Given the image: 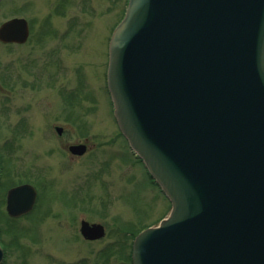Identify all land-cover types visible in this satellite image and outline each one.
<instances>
[{"label":"water","instance_id":"95a60500","mask_svg":"<svg viewBox=\"0 0 264 264\" xmlns=\"http://www.w3.org/2000/svg\"><path fill=\"white\" fill-rule=\"evenodd\" d=\"M28 36L24 19L0 27L3 44ZM108 88L122 135L172 205L135 238L132 264H264V0H129ZM36 197L31 185L9 190V217ZM80 232L105 236L86 221Z\"/></svg>","mask_w":264,"mask_h":264},{"label":"rangeland","instance_id":"374dc122","mask_svg":"<svg viewBox=\"0 0 264 264\" xmlns=\"http://www.w3.org/2000/svg\"><path fill=\"white\" fill-rule=\"evenodd\" d=\"M128 1L0 2V27L20 18L31 30L27 44L0 42L1 264H132L135 237L171 210L121 135L106 91L109 42ZM86 141L87 154L72 161L68 147ZM23 184L37 203L12 220L6 194ZM83 221L105 237L86 241Z\"/></svg>","mask_w":264,"mask_h":264},{"label":"flooded vegetation","instance_id":"af4514ba","mask_svg":"<svg viewBox=\"0 0 264 264\" xmlns=\"http://www.w3.org/2000/svg\"><path fill=\"white\" fill-rule=\"evenodd\" d=\"M30 27V25H29ZM30 36H31V30H30V33H29V38L27 40V42L29 41L30 39ZM27 42L25 44H27ZM24 45V44H23ZM15 46H20V45H17L15 44ZM60 63V62H59ZM108 64H109V47H108V53H107V63H106V68H105V73H104V79H105V83H106V91H107V94L109 95V92H108V86H107V71H108ZM55 132L56 134L59 136V137H62L65 133V129L62 128V127H55ZM60 130V131H59ZM88 142L86 141L85 143H75V144H72L68 147L67 149V152H68V155L70 157V159L73 161L75 159H80L82 157H84L86 154H87V151H88V146H87ZM85 146L86 147V150H85V153L83 155H75L73 153H71L70 151V148L73 147V146Z\"/></svg>","mask_w":264,"mask_h":264}]
</instances>
